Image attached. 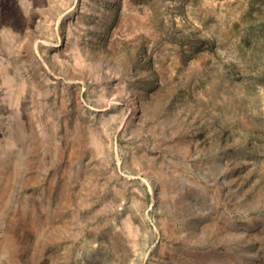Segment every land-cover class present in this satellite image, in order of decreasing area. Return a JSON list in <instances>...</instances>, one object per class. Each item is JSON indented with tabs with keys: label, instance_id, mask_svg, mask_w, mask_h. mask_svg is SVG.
I'll list each match as a JSON object with an SVG mask.
<instances>
[{
	"label": "rangeland",
	"instance_id": "374dc122",
	"mask_svg": "<svg viewBox=\"0 0 264 264\" xmlns=\"http://www.w3.org/2000/svg\"><path fill=\"white\" fill-rule=\"evenodd\" d=\"M0 264H264V0H0Z\"/></svg>",
	"mask_w": 264,
	"mask_h": 264
},
{
	"label": "bare ground",
	"instance_id": "6f19581e",
	"mask_svg": "<svg viewBox=\"0 0 264 264\" xmlns=\"http://www.w3.org/2000/svg\"><path fill=\"white\" fill-rule=\"evenodd\" d=\"M60 18H61V17H60ZM36 47H38V48H39V45H38V46L36 45ZM74 84H75V83H74ZM79 101H80V100H79Z\"/></svg>",
	"mask_w": 264,
	"mask_h": 264
},
{
	"label": "clouds",
	"instance_id": "9594fccd",
	"mask_svg": "<svg viewBox=\"0 0 264 264\" xmlns=\"http://www.w3.org/2000/svg\"><path fill=\"white\" fill-rule=\"evenodd\" d=\"M22 13H23V9H22Z\"/></svg>",
	"mask_w": 264,
	"mask_h": 264
}]
</instances>
